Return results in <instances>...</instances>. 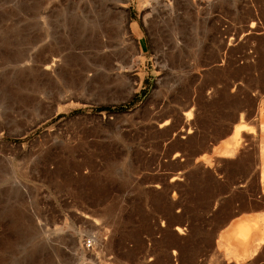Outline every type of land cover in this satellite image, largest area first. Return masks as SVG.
<instances>
[{"label": "rangeland", "instance_id": "rangeland-1", "mask_svg": "<svg viewBox=\"0 0 264 264\" xmlns=\"http://www.w3.org/2000/svg\"><path fill=\"white\" fill-rule=\"evenodd\" d=\"M263 180L264 0H0V264H238Z\"/></svg>", "mask_w": 264, "mask_h": 264}, {"label": "crops", "instance_id": "crops-1", "mask_svg": "<svg viewBox=\"0 0 264 264\" xmlns=\"http://www.w3.org/2000/svg\"><path fill=\"white\" fill-rule=\"evenodd\" d=\"M252 181L260 183L261 182V175L260 174L256 175V177L252 178ZM235 195L236 196L234 197V199H235V202L237 205V209L240 211L232 219L240 220L243 217H245V218H251L252 220L253 219L255 220L256 218L262 217L264 215V203H263V201H261V199L264 198L263 194H260L258 199H256L255 197L252 198L253 202L251 204H248V206L251 207L249 210H246V207H248L247 204L245 205V203L243 201L241 202L240 192H236ZM242 198H243V196H242ZM247 224L248 225L245 226L244 228L240 227L238 232L235 235L236 252L233 254V257H236V258L247 257L245 261H242L241 263H238V264H264V241L263 242L261 241V238H262L261 237V235H262L261 230L257 226L255 221H253L251 223H247ZM228 227H229V223H227L225 226L219 228L217 230V235L220 233H224L228 229ZM252 230L255 232H258L257 235L260 239L259 243L262 242L256 251H255V249H253L249 246V239L252 235V233H251ZM241 235H243V236H241ZM232 237H233V235H232ZM253 250H254V253L252 252Z\"/></svg>", "mask_w": 264, "mask_h": 264}, {"label": "built area", "instance_id": "built-area-1", "mask_svg": "<svg viewBox=\"0 0 264 264\" xmlns=\"http://www.w3.org/2000/svg\"><path fill=\"white\" fill-rule=\"evenodd\" d=\"M96 236L95 234H88L87 236L81 237L80 239V246L82 250L89 254H93L94 250L97 247L96 243ZM84 264H98L97 261H92V262H86Z\"/></svg>", "mask_w": 264, "mask_h": 264}, {"label": "bare ground", "instance_id": "bare-ground-1", "mask_svg": "<svg viewBox=\"0 0 264 264\" xmlns=\"http://www.w3.org/2000/svg\"><path fill=\"white\" fill-rule=\"evenodd\" d=\"M75 27H76V29L78 30L79 35H82V34L88 32V31H92V30L94 29V25H93V24H87V23H83V22H77L76 25H75ZM83 36H84V35H82V39H80V41H81L82 43L85 42ZM242 233H243V232H242ZM242 233H241V234H242ZM244 235H245V234H244ZM241 236H243V235H241ZM252 252L254 253V250H253ZM251 254H252V253H251Z\"/></svg>", "mask_w": 264, "mask_h": 264}]
</instances>
